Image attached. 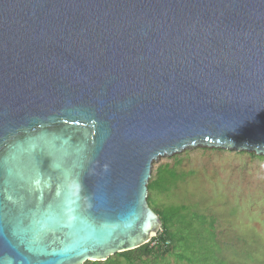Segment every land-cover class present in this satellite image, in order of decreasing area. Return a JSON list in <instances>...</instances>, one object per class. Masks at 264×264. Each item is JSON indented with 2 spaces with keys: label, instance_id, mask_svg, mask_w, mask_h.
I'll return each instance as SVG.
<instances>
[{
  "label": "water",
  "instance_id": "95a60500",
  "mask_svg": "<svg viewBox=\"0 0 264 264\" xmlns=\"http://www.w3.org/2000/svg\"><path fill=\"white\" fill-rule=\"evenodd\" d=\"M194 147L264 156V0H0V264L147 243Z\"/></svg>",
  "mask_w": 264,
  "mask_h": 264
},
{
  "label": "rangeland",
  "instance_id": "374dc122",
  "mask_svg": "<svg viewBox=\"0 0 264 264\" xmlns=\"http://www.w3.org/2000/svg\"><path fill=\"white\" fill-rule=\"evenodd\" d=\"M166 165L181 180L150 192V200L163 219L184 206L170 219L182 224L181 247L192 264H264V156L194 147L158 158L152 178Z\"/></svg>",
  "mask_w": 264,
  "mask_h": 264
},
{
  "label": "trees",
  "instance_id": "16d2710c",
  "mask_svg": "<svg viewBox=\"0 0 264 264\" xmlns=\"http://www.w3.org/2000/svg\"><path fill=\"white\" fill-rule=\"evenodd\" d=\"M160 172L163 174V177L160 175ZM162 178L166 184L164 187L160 184ZM179 180H181V177L173 168H170L168 165L162 168L159 167L156 170L155 177L148 181L147 193L157 190L164 191L168 185L176 184ZM147 203L149 205L148 194ZM182 209H184V206H178L173 213H166V216L168 215L170 217H166L163 220L160 218L161 212H157L152 209L158 216L161 222V227L160 231L147 243L133 250L116 253L104 261H87L85 264H171V256L174 258L172 262L179 261L181 263L192 264L193 258L188 256L181 247V241L185 238L182 235L183 230L180 228L182 227V224L180 221L176 220V218L170 219L174 215H178ZM166 242L169 244L164 246ZM170 247L172 250H169ZM157 252H160V254ZM209 252L210 250L205 247V253Z\"/></svg>",
  "mask_w": 264,
  "mask_h": 264
},
{
  "label": "built area",
  "instance_id": "2783aa9c",
  "mask_svg": "<svg viewBox=\"0 0 264 264\" xmlns=\"http://www.w3.org/2000/svg\"><path fill=\"white\" fill-rule=\"evenodd\" d=\"M169 243L168 242H166L165 244H164V246H167Z\"/></svg>",
  "mask_w": 264,
  "mask_h": 264
},
{
  "label": "crops",
  "instance_id": "0c3cea01",
  "mask_svg": "<svg viewBox=\"0 0 264 264\" xmlns=\"http://www.w3.org/2000/svg\"><path fill=\"white\" fill-rule=\"evenodd\" d=\"M213 240H215V238Z\"/></svg>",
  "mask_w": 264,
  "mask_h": 264
}]
</instances>
